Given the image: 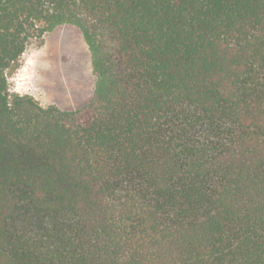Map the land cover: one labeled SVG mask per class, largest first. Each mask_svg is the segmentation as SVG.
<instances>
[{
  "label": "trees",
  "instance_id": "16d2710c",
  "mask_svg": "<svg viewBox=\"0 0 264 264\" xmlns=\"http://www.w3.org/2000/svg\"><path fill=\"white\" fill-rule=\"evenodd\" d=\"M63 25L90 101L10 95ZM0 264H264V0H0Z\"/></svg>",
  "mask_w": 264,
  "mask_h": 264
},
{
  "label": "rangeland",
  "instance_id": "374dc122",
  "mask_svg": "<svg viewBox=\"0 0 264 264\" xmlns=\"http://www.w3.org/2000/svg\"><path fill=\"white\" fill-rule=\"evenodd\" d=\"M6 72L10 95H28L42 107L74 111L92 98L95 77L81 33L59 26L32 38L17 63Z\"/></svg>",
  "mask_w": 264,
  "mask_h": 264
}]
</instances>
